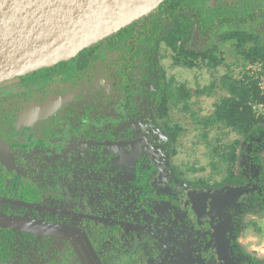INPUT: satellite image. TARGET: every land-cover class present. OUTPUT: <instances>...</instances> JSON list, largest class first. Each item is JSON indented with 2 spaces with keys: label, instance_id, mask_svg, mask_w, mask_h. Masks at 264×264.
Masks as SVG:
<instances>
[{
  "label": "flooded vegetation",
  "instance_id": "obj_1",
  "mask_svg": "<svg viewBox=\"0 0 264 264\" xmlns=\"http://www.w3.org/2000/svg\"><path fill=\"white\" fill-rule=\"evenodd\" d=\"M252 27L244 50L264 47V0H173L121 36L1 85L0 264L261 261L239 243L263 195L248 155L243 185L184 184L157 127L172 98L162 48L193 65ZM228 186L246 191L220 199ZM10 219L76 233L57 244Z\"/></svg>",
  "mask_w": 264,
  "mask_h": 264
},
{
  "label": "rangeland",
  "instance_id": "obj_2",
  "mask_svg": "<svg viewBox=\"0 0 264 264\" xmlns=\"http://www.w3.org/2000/svg\"><path fill=\"white\" fill-rule=\"evenodd\" d=\"M252 29L254 28H248L247 32L242 33L251 32ZM237 43L233 38L225 42L216 41L215 53L208 58L196 59L193 65L186 62L188 59L179 54L177 47L173 50L167 45L161 50L162 65L172 98L165 114L157 121V127L170 144L171 168L180 174L184 184L200 182L211 187H217V184L219 187L225 186L228 166L216 156L215 151L217 149L221 152L223 147L237 140L241 143L237 149L240 161L235 165V171L246 169L242 162L247 137L225 125L206 124L208 118L214 115L217 105L232 96L234 82L248 83L250 79L256 80L264 92L262 64H251L245 60L243 52L236 48ZM251 46L253 45L249 44L247 49ZM11 83L13 82L9 81L0 86ZM259 111L264 113V105L259 107ZM261 158L264 165V148ZM8 224L30 229L39 235L55 234L57 244L76 233L71 230L74 228L72 223L69 229L68 226L59 228L17 219H10ZM241 233L239 243L244 250L255 259L264 260V210L260 213H249L246 216V228ZM132 250L143 251L142 248ZM93 256L88 255L89 258ZM82 260L86 263L85 257Z\"/></svg>",
  "mask_w": 264,
  "mask_h": 264
},
{
  "label": "water",
  "instance_id": "obj_3",
  "mask_svg": "<svg viewBox=\"0 0 264 264\" xmlns=\"http://www.w3.org/2000/svg\"><path fill=\"white\" fill-rule=\"evenodd\" d=\"M165 0H0V84L75 58ZM246 190L229 188L223 199Z\"/></svg>",
  "mask_w": 264,
  "mask_h": 264
},
{
  "label": "trees",
  "instance_id": "obj_4",
  "mask_svg": "<svg viewBox=\"0 0 264 264\" xmlns=\"http://www.w3.org/2000/svg\"><path fill=\"white\" fill-rule=\"evenodd\" d=\"M172 2L173 0H165L155 12L143 18H149L160 14L166 8L169 9ZM174 8L175 7H173V9ZM136 24L137 21L109 37L121 36L131 30ZM244 35L245 34L237 30L233 31L231 38L238 41L236 48L240 50L241 53L243 52L245 60L249 61L251 64H262V69L264 70V47L254 44L247 50H244L243 45L246 40ZM231 93V97L226 98L217 105L214 115L208 118L206 124L208 126L225 125L242 134V136L247 137L248 142L243 152L244 155H248L249 160H251L257 169L258 175L255 184L257 182L260 187V192L263 194H261L262 196L259 200L258 197L255 196V200L253 201L254 209H251L249 212L260 213L264 210V165L261 161V152L264 148V113L259 111V107L264 105V92L261 90L258 81L250 79L248 83L234 82L232 84ZM240 144V140H237L231 145L223 147V151L220 152V150L217 149L215 151L216 156L228 166V178H226L224 183L232 186H240L246 182L244 176L241 175L238 170L235 171V165L240 161V156L237 151L238 145ZM251 162L249 161V163ZM255 263L264 264V260L256 261Z\"/></svg>",
  "mask_w": 264,
  "mask_h": 264
}]
</instances>
